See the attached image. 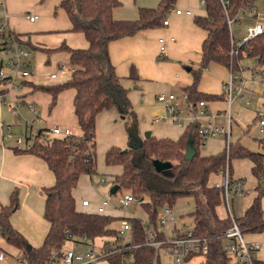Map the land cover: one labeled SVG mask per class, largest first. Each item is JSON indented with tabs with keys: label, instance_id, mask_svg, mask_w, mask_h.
Segmentation results:
<instances>
[{
	"label": "trees",
	"instance_id": "16d2710c",
	"mask_svg": "<svg viewBox=\"0 0 264 264\" xmlns=\"http://www.w3.org/2000/svg\"><path fill=\"white\" fill-rule=\"evenodd\" d=\"M177 0H160L155 8H139L135 20H118L114 10L122 5L120 0H60L71 23L70 32L82 33L88 42L86 49H75L63 44L57 49H43L50 54L53 51H65L69 54L72 74L69 80L53 86H38L28 83L39 91L51 96L53 107L60 94L74 90V114L82 131L79 138H47L38 140L29 150L16 153H30L43 159L54 175L55 182L46 187L44 219L49 230L40 247H31L27 240L12 225L10 217L19 208V191L15 189L8 205L0 206V236L6 243L23 255L28 264H49L54 253L62 256L68 241H79L86 236L94 241L103 237L119 234L115 224L128 221L131 226L130 242L126 246L118 245L120 252L107 257L109 264H163L161 254L147 245V233L140 218L125 217L119 210L95 213L94 209L84 208L74 192L83 175L97 173L96 123L100 113L117 110L122 118L127 117V130L130 145L126 149L113 146L105 152L107 167H120L121 172L112 178L118 185V192L130 193L142 200L141 207L147 214V221L157 231L158 213L169 206L175 210L181 199L194 201V210L189 214L194 224V235L208 240V251L201 264H232V259L224 250L223 232L232 227L233 220L227 215L221 218L217 209L223 203V191L211 183L225 166V150L214 155H204L197 135V126L186 125L181 136L172 138L145 137L140 145H132V137L137 127V116L128 97V90L121 83L111 62L109 46L112 42L130 37L139 32L160 27L167 15L174 9ZM258 0H230L224 10L220 0H205V16H197L194 22L207 32L202 44V61L199 70H193L194 83L189 87V100L196 104L201 100L214 102L222 96L199 92L198 83L201 71L211 63L226 67L232 72L241 70V61L253 58L258 61V69L264 68V33L249 39L232 54V37L228 18L236 19L241 12ZM30 44V42L25 43ZM28 46V45H27ZM34 50L36 47L31 45ZM259 114L256 117V121ZM193 143L196 154L192 160H185L189 143ZM248 159L253 166L251 172L259 181L264 177V154L252 152L241 143L230 148L231 175L232 161ZM172 162V166L157 171L155 161ZM182 183L180 190H164L161 183ZM259 194L242 216L235 222L246 233H263L264 219L261 202L264 187L255 188ZM117 192V193H118ZM144 199H147L145 201ZM178 215V214H177ZM183 214L178 215L176 223L169 228L170 234H180L188 229ZM161 237V236H160ZM163 238V237H161ZM129 261V262H128Z\"/></svg>",
	"mask_w": 264,
	"mask_h": 264
},
{
	"label": "built area",
	"instance_id": "2783aa9c",
	"mask_svg": "<svg viewBox=\"0 0 264 264\" xmlns=\"http://www.w3.org/2000/svg\"><path fill=\"white\" fill-rule=\"evenodd\" d=\"M220 2L224 10L230 4V0H220ZM200 5L201 7H205V0H201ZM253 8L254 4L249 5L240 15L245 16L248 11H253ZM171 12H175L177 15L192 14L190 10L173 9ZM27 18L30 22H35L37 16L28 15ZM8 19L9 14L5 1L0 0V105H5L8 111L14 115V122L12 124H5L1 120L3 139L13 141L14 147L18 150H29L38 140L63 138L69 141L71 137L79 138L82 135L80 130L73 131L66 126L54 125L52 127L42 128L43 119L37 107L25 98L26 92L31 89L26 84L30 83L34 71L32 50L25 45V38L23 39L22 36L13 33L8 28ZM234 20L228 18V25L232 37V54L238 53L242 44L249 39L264 33V16H255L254 23L246 27V34L243 39L236 41L235 34L232 30ZM162 25H169L168 17L163 21ZM159 42L161 52L165 53L168 41L165 38H160ZM257 66L258 61L255 60L253 66L255 77H259L260 75ZM65 71H67L66 65L61 64L59 71L52 73L50 78L57 79L59 73ZM244 78L242 70L238 72L230 71V76L223 87L227 108L218 112L211 111L208 108V101L205 100L193 104L189 100L188 94H185L180 100L174 93H161L157 97V102L165 108L167 115H156L153 118V122L162 123L168 121L182 129L188 124L197 126V135L202 151L205 150L210 141L221 137L225 138L223 150L227 154L226 163L218 174L222 182L213 183L216 189L223 191V204L228 212L227 215L233 220L232 227L225 230L222 235L224 239V250L231 257L232 264H264V261H260L257 256H254L255 253H259L262 250L264 244L260 242L247 244L245 242L243 233L235 222V214L230 203L231 188H234L237 192L243 191V182L232 179L230 148L233 124L231 108L236 98H245ZM261 80L264 87V78L262 77ZM183 103L187 111L186 115H182ZM248 103L250 104V102ZM24 106L29 112L28 115L22 112ZM256 122L260 133L264 136V114H259ZM15 127H18L22 133L16 135L14 133ZM102 182L106 181L103 180ZM112 186L113 183L111 182ZM141 203L142 200L138 197L130 193H124L120 196L117 205H113L108 199H102L92 211L95 213H105L109 209L121 211L129 205H141ZM82 205L84 208H91L93 206L92 201L89 199H83ZM129 217L135 216L131 215ZM177 220L178 216L174 209L165 206L158 213L159 227L157 231L152 228L147 220L143 221V227L147 233L146 244L154 247L159 254L166 256L168 264H187L188 261L196 257H200L202 262L209 248L208 240L196 237L193 228H188L178 235H171L169 228ZM130 231L131 226L128 221H123L119 229V234L111 237L112 241H106L98 246L96 245V240L92 241L84 236L79 241H74L76 243H84L87 246L84 254L77 253V248L63 250L62 256L54 253L49 264H99L103 260L107 261L108 256L121 251L120 248H117L120 245L119 241L126 233L130 234ZM77 246L78 244H76ZM7 255L4 251H0V262H5L8 258ZM17 262L18 264H28L23 255L18 257Z\"/></svg>",
	"mask_w": 264,
	"mask_h": 264
},
{
	"label": "crops",
	"instance_id": "0c3cea01",
	"mask_svg": "<svg viewBox=\"0 0 264 264\" xmlns=\"http://www.w3.org/2000/svg\"><path fill=\"white\" fill-rule=\"evenodd\" d=\"M120 1L122 5L114 10V17L118 20H135L138 18L139 8L154 6L145 0ZM200 1L177 0L174 10H190L192 14L177 15L172 12L168 17V26L161 25L156 29L139 32L134 36L114 41L109 46L111 62L121 85L128 90L129 100L137 116L138 128L134 130L132 140L142 141L147 132L157 138L177 140L183 133V129L173 123H154L153 118L156 115H167L165 108L157 102L158 95L174 93L181 100L194 83L193 70L200 69L202 44L207 38V32L194 22L195 17L206 15L205 7H201ZM255 16L263 17L264 12L256 13L254 18L247 21L254 23ZM244 36L243 31L235 40L241 41ZM156 38H165L168 41L166 52L158 58L160 61L156 60L158 51L160 52V42ZM229 76L230 70L216 63H211L201 71L199 92L223 95V99L208 102L211 111L226 109L223 87ZM182 108V115H186L184 103ZM126 122L127 117L122 118L115 109L100 113L96 123V145L97 133L99 134V130H105L108 140L104 145L105 152L113 146L128 148L130 138ZM212 144H221V148L204 155L223 151L222 141L212 140L207 147ZM54 182V175L41 157L30 153H16L12 148L6 147L0 119V206L8 205L12 192L20 189L19 208L12 213L10 220L31 247H40L49 230V224L43 216L46 199L44 189L51 187ZM74 196L77 197L75 192ZM174 211L176 215H181ZM0 239L6 243L1 236Z\"/></svg>",
	"mask_w": 264,
	"mask_h": 264
},
{
	"label": "rangeland",
	"instance_id": "374dc122",
	"mask_svg": "<svg viewBox=\"0 0 264 264\" xmlns=\"http://www.w3.org/2000/svg\"><path fill=\"white\" fill-rule=\"evenodd\" d=\"M9 14L8 28L22 38L26 39L25 42H30L31 45L36 47V50L27 44L32 50V61L34 65L33 76L30 82L38 86H53L61 84L70 79L72 74V66L69 63V54L65 51H53L48 54L43 49H57L63 44L70 46L71 48L86 49L88 42L82 33L70 32L71 23L68 19L66 12L59 7L60 0H4ZM148 4H154L148 8H155L159 4V0H145ZM158 3V4H157ZM264 12V0H258L254 4L253 11H248L247 14L237 17L232 25L235 38L246 34V27L253 23L247 20L254 18L256 13ZM170 12L167 17L171 15ZM28 15L37 16L35 22H30L27 18ZM159 28V27H157ZM156 29V28H153ZM152 30V29H149ZM241 33V35H239ZM159 42V40L156 38ZM26 45V44H25ZM26 45V46H27ZM162 56V52L158 51L156 60ZM255 59L245 57L241 61V67L245 81V98H236L233 101L231 113L233 117L232 124V136L231 142L235 145L241 143L247 149L252 152L264 154V136L260 133L256 117L258 114H264V87L261 78H264V68L259 69V77H255V70L253 69ZM65 64L67 71L59 73L57 79H51L50 75L59 71L60 65ZM226 70V69H225ZM258 70V69H257ZM227 71V70H226ZM228 72V71H227ZM229 75V72H228ZM217 78V77H216ZM29 89L25 98L27 101L33 103L39 113L42 120V128L52 127L54 125L66 126L74 130H80L82 133L76 116L74 114L73 99L75 96L74 90H67L59 95L56 104L51 107V96L45 92L39 91L36 87L29 84ZM261 91V92H259ZM226 101V97H225ZM250 102V104L248 103ZM226 108H227V103ZM22 112L28 115L27 108L24 106ZM0 119L5 124H12L14 122V115L8 111L5 105L1 106ZM118 120V119H117ZM119 122V120H118ZM14 133L16 135L22 133L18 127H15ZM134 135V134H133ZM97 173L92 176L83 175L80 178L78 187L75 190L76 199L78 201L88 198L92 201L93 208L102 199H108L113 205L118 204V200L124 191H120L116 194H110V187L112 178L120 173V167H107L104 161L105 149L104 145L108 141L106 138V131L99 130L97 133ZM214 141H222L224 143L225 138H217ZM6 147L14 149L13 141L4 140ZM134 147L138 146L136 139L132 141ZM225 145V144H224ZM224 147V146H223ZM221 148V144H212L206 147L203 154H211ZM159 166L168 168L172 166V162L156 160ZM253 164L248 159H237L232 161V167L234 169L232 179L241 180L243 182V191L237 192L234 188H231V207L236 217L242 216L245 210L251 205L254 198L259 194L255 188L258 186L264 187V177L261 175L259 181L253 176L251 172ZM166 170V169H165ZM106 182H102V181ZM212 182H222L219 177H212ZM164 190H180L182 189V183H161ZM20 191V189H19ZM100 199V200H99ZM98 200V201H97ZM147 201V199H144ZM262 209L264 210V197L261 202ZM112 210V209H109ZM175 210L183 214L186 224L190 229L194 228L192 219L189 214L194 210V201L190 198L181 199L175 207ZM125 217L134 215L136 218L147 220V214L140 205H129L126 209L121 210ZM218 213L221 217H227V210L225 205L218 208ZM117 228H121V224H115ZM186 231V230H185ZM244 240L247 244L252 242H260L264 244V232L263 233H246L243 234ZM0 239V251H5L8 254V258L5 262L0 264H18L17 259L21 254L10 245L6 244ZM106 241H112L111 237H103L96 240V245H101ZM130 242V234L126 233L119 241L120 245H127ZM76 244L78 246L76 247ZM77 248V253L84 254L87 246L84 243H76L68 241L64 250ZM260 261H264V247L259 253L254 255ZM163 264H168L166 256L161 255ZM201 258L188 261L187 264H201ZM129 262V261H128ZM99 264H108L106 260L99 262Z\"/></svg>",
	"mask_w": 264,
	"mask_h": 264
},
{
	"label": "water",
	"instance_id": "95a60500",
	"mask_svg": "<svg viewBox=\"0 0 264 264\" xmlns=\"http://www.w3.org/2000/svg\"><path fill=\"white\" fill-rule=\"evenodd\" d=\"M151 134L149 133V132H147L146 134H145V137H149ZM134 137V136H133ZM135 140V139H134ZM136 141H138V145H140V143H141V141H139L138 139H136ZM195 154H196V148H195V146H194V144L193 143H189V146H188V148H187V150H186V152H185V160H187V161H190V160H192L193 159V157L195 156ZM155 164V167H156V170L157 171H163V170H165V169H168V168H170V167H168V168H164L163 166H159L158 165V163L157 162H155L154 163ZM118 189H119V186L118 185H113L112 187H111V189H110V194L112 195V194H116L117 192H118Z\"/></svg>",
	"mask_w": 264,
	"mask_h": 264
}]
</instances>
